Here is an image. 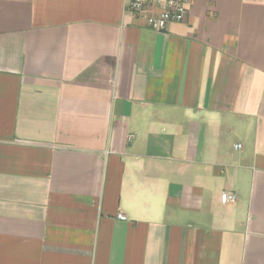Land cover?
I'll return each mask as SVG.
<instances>
[{
    "label": "crops",
    "instance_id": "crops-1",
    "mask_svg": "<svg viewBox=\"0 0 264 264\" xmlns=\"http://www.w3.org/2000/svg\"><path fill=\"white\" fill-rule=\"evenodd\" d=\"M126 4L0 0V264H264V0Z\"/></svg>",
    "mask_w": 264,
    "mask_h": 264
},
{
    "label": "built area",
    "instance_id": "built-area-1",
    "mask_svg": "<svg viewBox=\"0 0 264 264\" xmlns=\"http://www.w3.org/2000/svg\"><path fill=\"white\" fill-rule=\"evenodd\" d=\"M189 3L190 0H127L126 9L128 12L140 15L148 28L165 31L171 23L184 22ZM155 7L161 10L159 16L149 13V10ZM222 201L226 204H233L237 201V197L233 193L224 192ZM119 218L126 219L124 215H120Z\"/></svg>",
    "mask_w": 264,
    "mask_h": 264
}]
</instances>
